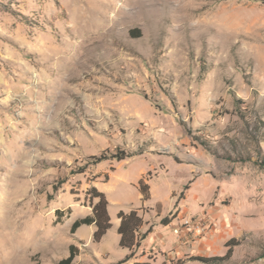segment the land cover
I'll use <instances>...</instances> for the list:
<instances>
[{"label":"rangeland","instance_id":"obj_1","mask_svg":"<svg viewBox=\"0 0 264 264\" xmlns=\"http://www.w3.org/2000/svg\"><path fill=\"white\" fill-rule=\"evenodd\" d=\"M263 162L264 0H0V264H97L92 186L166 262L264 264Z\"/></svg>","mask_w":264,"mask_h":264},{"label":"trees","instance_id":"obj_2","mask_svg":"<svg viewBox=\"0 0 264 264\" xmlns=\"http://www.w3.org/2000/svg\"><path fill=\"white\" fill-rule=\"evenodd\" d=\"M130 157V154L126 153L123 150H116L114 153H109L105 151L101 153L99 156H93L92 164L95 165L101 161H123L126 158ZM264 165V162L262 163ZM82 173V172H80ZM148 186H142V181H139V191L143 195V201L149 199L148 194ZM89 194L92 200L97 199V202L92 204V213L84 218L76 219L71 227L70 231L72 234L82 225H91L94 224L96 227L95 232L93 233V242L98 243L101 241L102 237L107 233V231L111 228L110 217L107 211L108 202L106 200L105 195L98 191L94 186H92L89 190ZM118 218L120 219V225L117 229V233L120 235L119 246L124 249H129L133 251L137 249L140 245V241L145 239L147 234L150 232V229L147 230L142 235H139L138 232L143 225V220L140 216H138L136 211H130L129 213H124L120 211L118 213ZM169 220L167 218H163L161 220L162 225L169 224ZM77 248L74 245L69 246V255L61 259L57 264H72L75 259L77 253ZM231 255V250L225 254L222 258H212L210 260H206L208 262H224L229 259ZM133 256V252H130L123 260L115 263V264H124ZM139 264H150V263H139ZM175 264H182V262L178 261Z\"/></svg>","mask_w":264,"mask_h":264},{"label":"crops","instance_id":"obj_3","mask_svg":"<svg viewBox=\"0 0 264 264\" xmlns=\"http://www.w3.org/2000/svg\"><path fill=\"white\" fill-rule=\"evenodd\" d=\"M140 181V180H139ZM99 191V190H98ZM138 191H139V188H138ZM101 192V191H100ZM103 193V192H102ZM104 194V193H103ZM139 194H140V205L142 204H145L149 199H150V195H149V199L146 200V201H143V195L140 193L139 191ZM149 194V193H148ZM105 195V194H104ZM107 200V198H106ZM108 202V200H107ZM108 205H109V202H108ZM138 206V205H137ZM136 207V206H135ZM131 208V210L127 211V212H124L122 210H118L115 214V220L112 219V215L108 212L109 214V217H110V223H111V228L112 229L113 227L116 228V232H117V229L120 225V219L118 218V213L120 211L124 212V213H129L130 211H136L138 216H140L143 220V216H141V214H139L140 212L135 208ZM107 211H108V206H107ZM91 215V214H90ZM88 216V215H87ZM86 217V216H85ZM162 225V224H161ZM89 226H94V224H91ZM164 227H168L169 224L167 225H163ZM146 227V222L143 220V225L142 227L140 228L138 234L139 235H142L144 234L145 232H147V230L150 229V232L147 234V236L145 237V239L141 240L140 241V245L137 249L133 250V251H130L129 249H124V248H121L119 246V240H120V235L117 233V236H118V246L121 248V249H124V250H127V254L122 257L119 261L123 260L128 254H130V252H133V256L131 259H129L127 262H125L124 264H139V263H150V264H156V262L159 260L161 262V264H175L176 262L180 261V260H177L176 262H166V258L163 256L164 254H166V252L169 253V256L170 257L173 252V246H170L168 247V249L166 248L167 246V243L166 241L162 238V234L160 233V231H156L154 229V231L152 232L151 228H148L147 230H144ZM80 228V227H79ZM78 230V229H77ZM77 230L75 231V238L78 239L80 241V239L77 237ZM95 230H96V227H95ZM95 230L92 232V238H91V241H88V242H84V243H81L82 245H84L85 247H87L92 255V258L89 259V263H94L96 262L97 264H107V263H103L100 261V258H101V255L99 253H97L94 248H92V245H93V233L95 232ZM152 232V234H151ZM156 233L159 237V241H158V244L155 245V237L152 238V235ZM81 242V241H80ZM174 244V243H173ZM166 248V249H165ZM153 251V252H152ZM80 255V254H79ZM79 255H76L75 259L73 260V263L72 264H77L79 262L76 261V258L79 256ZM149 255H152L153 257L149 256ZM104 256V255H103ZM167 257V258H168ZM172 257V256H171ZM118 261V262H119ZM182 262L183 264V261H180ZM117 263V262H116ZM110 264H115V263H110Z\"/></svg>","mask_w":264,"mask_h":264}]
</instances>
